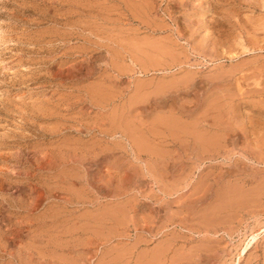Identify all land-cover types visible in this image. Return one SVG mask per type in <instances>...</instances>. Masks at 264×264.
I'll list each match as a JSON object with an SVG mask.
<instances>
[{
    "label": "rangeland",
    "instance_id": "obj_1",
    "mask_svg": "<svg viewBox=\"0 0 264 264\" xmlns=\"http://www.w3.org/2000/svg\"><path fill=\"white\" fill-rule=\"evenodd\" d=\"M0 264H264V0H0Z\"/></svg>",
    "mask_w": 264,
    "mask_h": 264
},
{
    "label": "bare ground",
    "instance_id": "obj_2",
    "mask_svg": "<svg viewBox=\"0 0 264 264\" xmlns=\"http://www.w3.org/2000/svg\"><path fill=\"white\" fill-rule=\"evenodd\" d=\"M133 2V1H132ZM160 248V247H159ZM160 250H161V248H160ZM136 258V257H135ZM139 260V259H138Z\"/></svg>",
    "mask_w": 264,
    "mask_h": 264
}]
</instances>
